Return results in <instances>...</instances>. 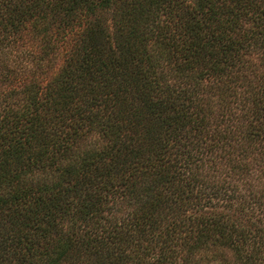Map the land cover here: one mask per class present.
Masks as SVG:
<instances>
[{"label":"trees","instance_id":"trees-1","mask_svg":"<svg viewBox=\"0 0 264 264\" xmlns=\"http://www.w3.org/2000/svg\"><path fill=\"white\" fill-rule=\"evenodd\" d=\"M0 264H264V0H0Z\"/></svg>","mask_w":264,"mask_h":264}]
</instances>
